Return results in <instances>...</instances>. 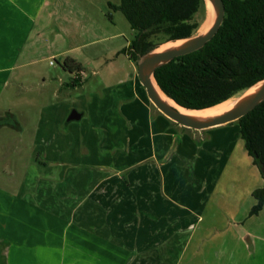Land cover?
I'll use <instances>...</instances> for the list:
<instances>
[{
    "label": "rangeland",
    "instance_id": "obj_1",
    "mask_svg": "<svg viewBox=\"0 0 264 264\" xmlns=\"http://www.w3.org/2000/svg\"><path fill=\"white\" fill-rule=\"evenodd\" d=\"M119 2L48 0L20 46L18 58L0 61L1 67L12 65L16 71L0 99V115L5 112L10 125L0 128L3 183L22 180L26 167L31 169L30 161L38 160L39 167L46 160L49 165L62 162L66 150L74 163L93 164L94 154L112 156L110 149L125 147L127 136L139 128L143 108L131 90L138 65L119 54L136 32L121 11L110 8V3ZM207 16L205 7L195 20L202 25ZM161 37L151 38L157 47L167 43ZM141 89L143 98H148ZM73 110L83 113V118L67 123ZM169 123L175 132L168 145L171 153L163 168L153 173L155 185L165 182L166 229H222L236 216L246 228L264 234V208L258 215H250L257 203L250 192L259 185L261 172L244 140L240 137L235 144L229 139L210 142L215 133L231 134L239 123L204 132ZM140 150L142 147L134 146L135 155ZM121 159L115 163L120 164ZM123 174L128 179L127 173ZM186 238L182 236L177 244L172 241L176 248L167 253L169 262L179 258ZM260 261L264 264V255ZM0 264H4L2 258Z\"/></svg>",
    "mask_w": 264,
    "mask_h": 264
},
{
    "label": "crops",
    "instance_id": "obj_2",
    "mask_svg": "<svg viewBox=\"0 0 264 264\" xmlns=\"http://www.w3.org/2000/svg\"><path fill=\"white\" fill-rule=\"evenodd\" d=\"M41 1L0 0V61L18 58L48 0ZM15 72L12 65L0 66V99ZM141 88L135 71L131 90L143 108L141 121L127 136L125 147L110 149L112 156L102 158L99 153L94 154L93 164L74 163L66 150L62 162L49 165L46 160L39 167L38 160L30 161L31 169L26 167L22 180H8V184L0 180V260L4 264H263V232L246 228L236 216L222 229H166L165 182L155 185L154 175L170 156L168 145L175 132L170 119L158 109L153 111ZM4 113L0 128L9 125ZM240 137L239 126L229 135L215 133L210 142L229 139L235 144ZM135 145L142 147L136 155ZM189 147L193 149L192 143ZM120 158H124L120 164L115 163ZM260 178L251 197L264 187L262 172ZM184 235L179 258L169 262L167 253ZM246 237L252 240V250Z\"/></svg>",
    "mask_w": 264,
    "mask_h": 264
},
{
    "label": "trees",
    "instance_id": "obj_3",
    "mask_svg": "<svg viewBox=\"0 0 264 264\" xmlns=\"http://www.w3.org/2000/svg\"><path fill=\"white\" fill-rule=\"evenodd\" d=\"M224 2L225 18L216 36L204 48L177 57L155 72L161 90L184 108H212L264 79V0ZM205 7V0L110 3V8L121 11L136 32L134 40L119 54L137 63L140 56L157 48L153 36H162L169 42L195 35L201 26L195 16ZM236 122L247 152L263 174L264 101ZM253 197L257 203L251 216L264 208V187L256 189Z\"/></svg>",
    "mask_w": 264,
    "mask_h": 264
},
{
    "label": "water",
    "instance_id": "obj_4",
    "mask_svg": "<svg viewBox=\"0 0 264 264\" xmlns=\"http://www.w3.org/2000/svg\"><path fill=\"white\" fill-rule=\"evenodd\" d=\"M209 1L212 3L213 6L214 21L208 31H206L201 35L195 34L188 38L169 41V42H180V43L176 47L165 51H158L160 48L159 46L153 51L140 56L137 62L139 79L143 87L145 88L147 95L151 100V102L153 103V105L171 121L177 123L182 127L193 129L195 131H205L236 122L240 120L242 117L249 114L264 101V79H262L254 86L249 88L247 91H245L244 94L241 96L240 100L236 103V105L227 112L209 118L194 117L182 113L178 109V107L180 108H184V107L180 106L171 97L166 95L157 84L155 78V72L157 69L168 64L177 57L185 56L204 48L207 45V43L210 42L218 33L225 18V13H226L225 2L224 0H209ZM154 82L158 86L160 92L156 89ZM252 89L254 90L251 91ZM247 92L250 93L246 94ZM163 95L169 98L170 100H172L176 106L169 105L165 101ZM184 109L190 111H200V110H192L187 108ZM82 118H83V113H80L77 110H73L67 119V123H71L73 121H80ZM262 171L264 175V167L262 168ZM246 241L250 249L252 250L253 243L251 238L246 237Z\"/></svg>",
    "mask_w": 264,
    "mask_h": 264
},
{
    "label": "bare ground",
    "instance_id": "obj_5",
    "mask_svg": "<svg viewBox=\"0 0 264 264\" xmlns=\"http://www.w3.org/2000/svg\"><path fill=\"white\" fill-rule=\"evenodd\" d=\"M206 5H207V9H208V16L206 18V20L204 21V23L200 26V28L198 29V35H201L203 33H205L206 31H208L210 29V27L213 24V6L212 3L209 0H206ZM180 42H167L163 45L160 46L158 51H165V50H169L172 49L174 47H176ZM154 85L156 87V89L160 92L158 86L156 85V83L154 82ZM255 89V88H254ZM254 89H252L251 91H253ZM250 92H247L246 94H248ZM244 93H241L217 106H214L212 108H208V109H203L200 111H190V110H186L184 108H180L178 107V109L187 115H191L194 117H201V118H209V117H213V116H217V115H221L225 112H227L228 110H230L232 107H234L236 105V103L240 100L241 96ZM165 101L172 106H176L175 103L170 100L169 98L165 97L163 95Z\"/></svg>",
    "mask_w": 264,
    "mask_h": 264
}]
</instances>
